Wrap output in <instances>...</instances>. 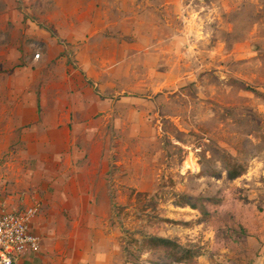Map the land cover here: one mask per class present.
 Instances as JSON below:
<instances>
[{
	"label": "rangeland",
	"instance_id": "rangeland-1",
	"mask_svg": "<svg viewBox=\"0 0 264 264\" xmlns=\"http://www.w3.org/2000/svg\"><path fill=\"white\" fill-rule=\"evenodd\" d=\"M44 30L62 45L49 76ZM26 66L43 102L71 80L108 99L75 134L102 152L125 264H264V0H0V74Z\"/></svg>",
	"mask_w": 264,
	"mask_h": 264
},
{
	"label": "crops",
	"instance_id": "crops-1",
	"mask_svg": "<svg viewBox=\"0 0 264 264\" xmlns=\"http://www.w3.org/2000/svg\"><path fill=\"white\" fill-rule=\"evenodd\" d=\"M42 37L47 47L39 58L49 76L62 45L45 30ZM25 68L15 86L12 71L0 74V214L38 206L31 228L41 247L15 264H125L117 235L105 226L102 152H91L75 134L77 127L91 129L108 99L71 80L74 93L58 90L53 102H43L44 92L29 87L26 71L34 70Z\"/></svg>",
	"mask_w": 264,
	"mask_h": 264
},
{
	"label": "built area",
	"instance_id": "built-area-1",
	"mask_svg": "<svg viewBox=\"0 0 264 264\" xmlns=\"http://www.w3.org/2000/svg\"><path fill=\"white\" fill-rule=\"evenodd\" d=\"M36 57H40L38 53ZM38 206L14 211L3 209L0 214V264H15V258L41 247L40 237L32 231L31 222Z\"/></svg>",
	"mask_w": 264,
	"mask_h": 264
},
{
	"label": "trees",
	"instance_id": "trees-1",
	"mask_svg": "<svg viewBox=\"0 0 264 264\" xmlns=\"http://www.w3.org/2000/svg\"><path fill=\"white\" fill-rule=\"evenodd\" d=\"M234 167L228 170V177L231 179L237 178L244 173V169H240L239 164H233ZM177 204H185L190 205L193 208L196 207L195 203L192 202V198L190 196L183 195L182 199H180ZM145 240L144 243L149 248H161L164 249L168 254L175 257L177 261L186 260L191 257L192 252L176 242L174 239L163 237V236H152V235H144Z\"/></svg>",
	"mask_w": 264,
	"mask_h": 264
}]
</instances>
